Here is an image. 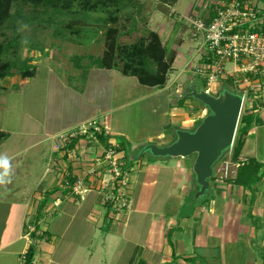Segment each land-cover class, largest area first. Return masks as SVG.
Instances as JSON below:
<instances>
[{"label": "rangeland", "instance_id": "374dc122", "mask_svg": "<svg viewBox=\"0 0 264 264\" xmlns=\"http://www.w3.org/2000/svg\"><path fill=\"white\" fill-rule=\"evenodd\" d=\"M219 1L221 0H177L176 4L166 7L159 0H137L138 4L141 5L140 8H126L120 13L117 21H107V23H104L107 19L106 14H94L90 19L84 20L81 13H78L59 15L56 21L48 24L47 21H39L48 18V15L44 14L42 9L35 10L30 5H19L18 8L21 10L22 17L16 16V19L12 21V26H15V30L10 26V23L5 29L0 30V42H6L14 36H19L21 46L18 50L17 58L19 62L27 60L30 65L35 67V76L23 80L17 69H15L12 70L13 76L0 80V131L5 129L11 133H19L28 128L32 135H36L33 129H30L32 124L29 123L27 125L23 121V116L32 115L39 121L44 120L49 100L48 93L55 88V85L50 81L52 75L54 79H60L65 86L69 85L76 88L83 86L84 82L81 80L83 68L76 69L72 63V58H79L81 60L80 65L83 67L89 66V58H102L106 50L105 35L108 29L116 30L115 38L119 45H132L140 39L147 38L148 33L154 32L158 34L162 45L166 46L168 55L172 54L174 57L172 66L167 72L164 86L162 88L145 87L138 84L133 77L116 73L114 84L107 86L105 94V99L111 105V111L106 113L98 112L95 122L102 128L105 126L114 141H116V136L112 135V133L121 134L129 141L133 149L132 155L137 156L136 159H132V163L140 161V165L146 166L151 162L150 165L168 166L171 171L177 168H180V170H185L186 167L187 169L188 167L190 168L194 157L186 159L157 158L145 151L144 148L149 143H147L148 137L151 136H153L155 145H169L175 140V132L178 128L192 131L201 123L200 120L208 114V111L205 113V106L203 107L201 103L194 99H186L181 107L177 104V100H181L180 97L186 91H189L191 87L199 90L204 89V82L201 77L192 74L193 69L199 63L200 53L198 49L201 45L199 41H193L190 38L189 23L192 17L204 18L205 15L208 16L210 5ZM251 2L254 3L253 5L264 9V1L252 0ZM15 10L16 8H12L11 12L15 13ZM73 21L81 24L79 27L82 30L79 36L71 34L65 27V25ZM7 58L14 60V56L11 55L7 56ZM18 66H21V64L19 63ZM49 84H51L50 88ZM211 91L212 95H219L223 91L242 95L241 91L227 83L213 85ZM255 94L258 95L253 100L255 102L253 104L256 105L264 100V96L260 93ZM251 97V95L245 97V104L240 117L251 113L247 105V99ZM186 122L191 123L187 124ZM67 129L69 127L62 130L66 131ZM40 131L41 129L39 128V136H41ZM58 131L52 135H44L45 137L43 138L32 136L23 138V140L15 137L10 139V135H8L6 140L2 141L0 139V152L2 151L0 158L9 155L8 151L3 154L5 148L29 145V147L34 148L26 157L35 158L33 162L36 164L35 167H38L34 171L31 170L33 175H36L35 171H39V164L42 162L43 165H41L40 169L43 170L45 168L46 173L49 172L50 176L61 173L66 178L69 174L68 171L71 173V164L82 161L75 154L71 162H66L65 172L61 162L62 152H55L53 156H59L55 157L56 160L50 159L51 156L47 153L49 151L47 148L51 149L50 153L55 151V140L58 139V135L62 132ZM156 135H159L158 137L163 135L164 138L157 139ZM81 141L86 144L84 140ZM114 141H111V143L115 145ZM246 141L247 136L244 143ZM87 145L93 148L89 157L95 159L94 149H98L100 144L93 142ZM99 149L101 150L100 147ZM103 149L107 151L105 147ZM143 151V158L138 160L140 153ZM232 153L233 150L230 149V152L214 164L213 171H215L216 178L214 180L210 179V187L206 191L204 198L201 197L203 200L195 198L198 187L193 177L190 179L187 176L178 175L175 177L177 179L175 188L169 189L168 181H170L171 176L170 174L165 176V170L161 171L155 190V199L162 198L164 192L165 195L172 192L173 196L180 200V197L186 193L184 199L190 203L184 205V212L188 216L194 214L195 208L204 206V209L208 211L209 208L214 209L216 205L219 217H222L221 214L225 211L224 215H227L228 219L232 221V223L230 221L231 224L229 222L224 223V230L229 229L232 233L230 239L224 241L219 248L221 264H247L246 262L249 264H264V259L262 258L264 254V173L262 174L261 182L253 187V192L238 191L237 187L231 184L238 165L233 161ZM261 155L264 156V142L261 148ZM120 156L121 154H117L116 158H120ZM41 157H43V161H40ZM247 159L250 158H247L244 154L240 155L239 160L241 162H246ZM45 160H47V164H45ZM120 161L124 162V160ZM144 162L145 164H142ZM92 163L96 164L97 162L94 161ZM227 165L229 166L228 177L220 180L221 177L225 176L224 170ZM97 167L96 165L95 169H87L88 173L95 178H100L101 181V178L107 180L110 175L105 169L100 170ZM20 170L23 172V167H20ZM220 170L221 172H219ZM132 174L128 172V175ZM33 175H30L27 180L29 181L30 178L32 180L34 178ZM108 188L111 189V187H106L102 191L107 193L108 190L106 189ZM124 190L127 189L124 187ZM251 193H254L255 197L253 202L251 201ZM113 199H116V197L114 196ZM210 199H213L214 204L210 203ZM209 203L211 204L210 206H208ZM129 204L127 203V206L123 208L118 205L114 216L111 215L110 218L107 217L105 219L109 227L113 225V221L123 224ZM173 206H175L174 202ZM119 215H122L123 218H119ZM198 218H201L200 214ZM137 221H140V216L133 215L129 226L131 227ZM197 222H199V219ZM218 223V226H220L221 220ZM148 224L146 219L144 223L138 224L137 231L131 230V233L138 237L141 243H143L145 238ZM100 232L98 230V233ZM75 234L76 232L72 231L68 236ZM79 234L76 238H78ZM100 235L103 236L104 234L100 233ZM85 236V239H79L83 246L88 244H98L100 246L99 241L102 238L97 236L92 242H88L90 237ZM102 241L104 242L103 239ZM122 253L123 255L115 256L116 258L115 260L113 259L112 264H124L126 262L130 250L125 249L121 251ZM245 255L249 256L246 257ZM247 259L248 261H246ZM205 263L207 262L204 260ZM128 264L131 263L128 262Z\"/></svg>", "mask_w": 264, "mask_h": 264}, {"label": "crops", "instance_id": "0c3cea01", "mask_svg": "<svg viewBox=\"0 0 264 264\" xmlns=\"http://www.w3.org/2000/svg\"><path fill=\"white\" fill-rule=\"evenodd\" d=\"M116 73L120 74L116 70L92 67L88 70L83 86L79 88L65 86L60 79L57 77L54 79L52 75L50 81L55 88L48 93L49 100L44 120L39 121L32 115L23 116V121L27 125L32 124L30 129H33L36 135H32L28 128L19 133H11L5 129L0 132L10 135V139L15 137L23 140L32 136L43 138L44 135H52L58 130L77 127L95 120L98 112L111 111L105 94L107 86L114 84ZM261 82L264 86V74ZM251 113L264 122V100L256 105L252 104ZM39 128L42 137L39 136ZM112 135L123 137L121 134ZM262 139L264 124H254L247 134V141L241 154L262 162L264 160V156L261 155L264 142ZM125 140L129 143L127 139ZM147 140V143H153V136ZM111 141L114 139L111 138ZM114 142L118 145L117 140ZM99 147L94 149L96 158L92 159L89 155L93 148L79 141L72 149L73 155L70 158L65 156L66 159L61 161L64 170L66 162H71L75 154L82 161L71 164V173L68 171L66 178L61 173L50 176L45 168L40 169L42 162L39 164V171H35L36 175H33L31 170L38 169L33 162L35 158L26 156L34 147L25 145L4 149L3 154L8 151L9 155L0 158V162L4 160L8 162L6 177L2 175L4 168L0 166V264H23V256L30 246L35 248L33 264H112L113 259L123 255L121 251L125 249H129L130 253L124 264L130 261L131 264H204V260L208 264H221L219 248L224 241L230 239L232 233L229 229L224 230L225 222L232 223L227 215H224L225 211L221 214L222 217H219L216 205L214 209L209 208L208 211L202 206L195 208L194 214L188 216L184 212V205L188 202L184 199L186 193L180 200L173 196L172 192L168 195L164 192L162 198L155 199V190L162 170H165V176L170 174L168 187L174 189L177 181L175 177L178 175L192 179L191 166L185 170L177 168L171 171L168 166L147 164L146 167L140 165V161L134 162L131 171L126 172L127 175L128 172L133 173L127 177V191L129 189L130 193L127 214L124 216L123 224L113 221V227H109L105 219L114 216V213L108 212L103 204L102 197L106 193L102 191L100 178H95L87 171L95 169L96 165L97 168H101V165L92 163L105 152L101 145ZM48 149L47 153L50 156L53 153H50V148ZM131 150L133 151L132 146ZM120 157L122 158V154ZM40 161H43V157ZM45 161L47 164V160ZM20 167H23V172ZM30 175L34 178L28 181ZM69 178L82 180L88 191L83 192L81 196L72 193L64 186V180L69 181ZM234 187H237L238 191H244L239 186ZM210 203L214 204L213 200ZM199 214L201 218H198ZM133 215H139L140 221L134 222L130 227L129 222ZM119 218L123 216L119 215ZM146 219L149 224L141 243L131 230L137 231L138 224L144 223ZM168 230L173 231L170 240L166 236ZM72 231L76 234L68 236ZM85 235L90 237L88 242H92L97 236L104 242L101 239L100 246L98 244L83 246L79 239H85Z\"/></svg>", "mask_w": 264, "mask_h": 264}, {"label": "trees", "instance_id": "16d2710c", "mask_svg": "<svg viewBox=\"0 0 264 264\" xmlns=\"http://www.w3.org/2000/svg\"><path fill=\"white\" fill-rule=\"evenodd\" d=\"M159 1L166 7H170V5L177 3V0ZM19 5H30L35 10L42 9L43 13L48 15V18L39 21H47L48 24H51L52 21H56L59 15H73L78 13H81L84 20L90 19L94 14H106L107 19L104 23H107V21L115 22L120 13L126 8H140L141 6L138 4L137 0H0V30L5 29L9 23L10 26H12V21L16 19V16L22 17L21 10L18 8ZM12 8H16L15 13L11 12ZM212 8L213 7L210 5L207 21H211L214 16ZM94 21L97 22L96 20ZM79 25L81 24L73 21L72 23L65 25V27L71 34L79 36L82 30ZM76 26L78 27L75 28ZM12 28L15 30L14 25ZM115 35L116 30L108 29L105 35L106 50L103 57L96 59L89 58V66L83 67L80 65L81 60L79 58H72V63L76 69L83 68V73L81 75L82 82L85 81L88 70L92 67H96L98 69L116 70L123 76L134 77L142 86L162 88L166 82V75L172 66L174 57L172 54L168 55L167 48L165 45H162L158 34L150 32L148 33L147 38L140 39L132 45H119ZM20 46L21 43L19 42V36H14L6 42H0V80L13 76L12 70L15 69H17L18 74L23 80L35 76V67L30 65L27 60L19 62L17 54ZM10 55L14 56V60H9L7 58V56ZM19 63L21 66H18ZM202 81L204 82L205 87V80ZM184 101L185 100H177V104L181 107ZM204 108L206 109V107ZM254 124L263 125L264 122L253 113H247L240 117L234 143L231 148V150H233L232 159L239 165L231 184L239 186L248 192H253V187L261 182L262 174L264 173V160L262 162H258L254 158L247 159L246 162H241L239 160L244 147L245 137ZM95 137L98 144L106 149L110 147L108 142L112 137L105 134L104 130H102L100 134L95 133ZM7 138L8 134L3 132L0 133V139L2 141ZM81 139L83 138L78 136L72 138L67 145V149L72 150ZM116 140L119 141V145L113 149H115L117 154H122V160H124L123 165L120 168L121 172L130 171L132 168L131 166L133 165L132 159H136L137 156L132 155L133 151L131 150V146L123 137H116ZM228 152H230V149L224 154V156ZM142 158L143 156L138 157V160H141ZM148 164H151V162ZM214 178L216 177L213 175L212 180H214ZM75 181V178H69L70 184H73ZM114 194H116V191H114ZM251 197V201L253 202L255 198L254 193H251ZM209 201H211V199ZM105 207L109 212L112 204L105 203ZM172 232V230H168V233L166 234L168 240H170ZM34 235L35 233L33 236ZM40 238H42V236ZM170 242L171 241H169V244H171ZM34 253L35 248L30 246L23 256V264H33ZM262 258L264 259V254L262 255Z\"/></svg>", "mask_w": 264, "mask_h": 264}, {"label": "built area", "instance_id": "2783aa9c", "mask_svg": "<svg viewBox=\"0 0 264 264\" xmlns=\"http://www.w3.org/2000/svg\"><path fill=\"white\" fill-rule=\"evenodd\" d=\"M251 1L221 0L211 5L214 14L211 21H207L208 17L205 15L204 18L192 17L189 23L190 38L193 41H199L201 45L198 49L199 63L193 69L192 74L205 80L204 89L210 94H212L213 85L228 83L241 91L243 105L245 97L251 95L252 97L247 99L250 110L252 109L250 104H253V100L258 97L255 93L264 96V86L261 82L264 74V9L253 5ZM206 111L205 109V113ZM95 121L90 120L75 128L62 130L58 139L55 140V151L50 155V159L56 160L53 155L58 151L63 153L62 159L65 156L70 158L73 151L68 150L67 145L72 138L77 136L83 138L81 140H84L87 145L93 142L98 144L95 133L100 134L104 130L105 134L110 135L105 126L102 128ZM108 143L110 147L104 152V156L102 154V157H97L96 162L101 165L100 170L105 169L110 175L107 180L102 179L101 181L103 190L111 187V189H106L108 192L102 200L104 205L112 203L110 210L114 213L118 205L122 208L127 206L130 193H128L129 189L123 191L124 187L127 189L128 186V175L126 171L121 172L120 168L123 163L120 160L122 158H116L117 153L113 148L118 145L112 144L111 139ZM228 167V165L225 167V176L220 180L228 177ZM64 186L79 196L88 191L82 180H76L73 184L64 180ZM114 196L116 199H113Z\"/></svg>", "mask_w": 264, "mask_h": 264}, {"label": "water", "instance_id": "95a60500", "mask_svg": "<svg viewBox=\"0 0 264 264\" xmlns=\"http://www.w3.org/2000/svg\"><path fill=\"white\" fill-rule=\"evenodd\" d=\"M188 98L206 107L208 114L201 123L192 131L178 129L175 132V140L167 146L149 143L144 150L157 158L194 157L191 172L198 187L195 198L199 199L204 198L210 187L209 180L214 175V164L233 146L243 100L240 95L229 91H223L215 96L205 89L199 90L194 87L180 97L181 100ZM143 153L144 151L139 157H142Z\"/></svg>", "mask_w": 264, "mask_h": 264}, {"label": "clouds", "instance_id": "9594fccd", "mask_svg": "<svg viewBox=\"0 0 264 264\" xmlns=\"http://www.w3.org/2000/svg\"><path fill=\"white\" fill-rule=\"evenodd\" d=\"M0 166H2L4 168V172H3L2 175L4 177H6L8 175V162H7V160H4V161L0 162Z\"/></svg>", "mask_w": 264, "mask_h": 264}, {"label": "bare ground", "instance_id": "6f19581e", "mask_svg": "<svg viewBox=\"0 0 264 264\" xmlns=\"http://www.w3.org/2000/svg\"><path fill=\"white\" fill-rule=\"evenodd\" d=\"M187 124H190L189 122H186ZM164 138V136L162 135V136H160V137H157V139H163Z\"/></svg>", "mask_w": 264, "mask_h": 264}, {"label": "flooded vegetation", "instance_id": "af4514ba", "mask_svg": "<svg viewBox=\"0 0 264 264\" xmlns=\"http://www.w3.org/2000/svg\"><path fill=\"white\" fill-rule=\"evenodd\" d=\"M186 92H189V91H186ZM186 92H185V93H186ZM207 113H208V112H207Z\"/></svg>", "mask_w": 264, "mask_h": 264}]
</instances>
